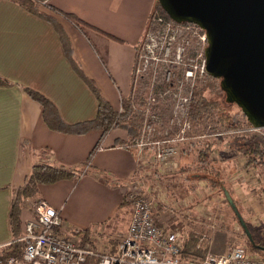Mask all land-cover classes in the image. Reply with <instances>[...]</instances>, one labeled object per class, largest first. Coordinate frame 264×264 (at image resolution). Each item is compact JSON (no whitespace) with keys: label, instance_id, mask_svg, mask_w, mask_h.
Returning <instances> with one entry per match:
<instances>
[{"label":"crops","instance_id":"crops-1","mask_svg":"<svg viewBox=\"0 0 264 264\" xmlns=\"http://www.w3.org/2000/svg\"><path fill=\"white\" fill-rule=\"evenodd\" d=\"M35 1L30 10L0 0V78L5 81L0 83V246L4 250L17 245L21 250L24 224L33 218L32 203L38 196L60 211L62 233L75 237L80 247L90 244L96 251H115L131 219L126 191L139 188L135 152L121 147L131 134L115 128L106 133L51 128L42 104L26 88L46 98L65 125L96 117L94 88L121 112L122 99L129 98L138 45L157 0ZM180 152L177 169L166 174L173 178L168 177V183L177 178L195 183L186 188L197 192L205 180L187 175ZM43 163L84 173L39 184L36 195L23 200L14 234L9 216L14 191L34 165ZM155 171L163 176L161 166ZM195 206L201 213V202ZM161 211L156 215L163 222Z\"/></svg>","mask_w":264,"mask_h":264},{"label":"built area","instance_id":"built-area-1","mask_svg":"<svg viewBox=\"0 0 264 264\" xmlns=\"http://www.w3.org/2000/svg\"><path fill=\"white\" fill-rule=\"evenodd\" d=\"M160 42L167 45L160 46ZM189 45L195 48L190 58ZM206 46V33L198 25L166 19L155 9L150 13L138 45L128 98L133 114L139 117L140 128L131 141L121 145L135 152L139 173L136 184L139 188L126 191V199L132 209L131 219L124 235L118 240L115 251L110 248L96 251L89 245L80 247L73 237L62 233L63 222L59 210L38 198L32 203L33 218L24 224L21 237L23 247L15 255L0 258V264H90L88 260L91 258L95 260L93 264H264V257L255 252L248 253L241 246L231 247L222 255L207 252L200 260H183L181 254L186 234L169 230L165 221L162 224L156 221L155 187L164 175L177 169L175 158L178 148L190 137L187 133L188 124L183 119L175 129L168 128V137L157 136L162 128L159 116L154 113L158 101L155 93L165 94L163 86L166 84L168 87L177 86L180 83L178 73L181 78L192 83L201 81L207 74ZM158 51H163L168 56L171 52L174 53L173 60L164 58L168 61V67L166 62L158 63L161 60ZM177 65H180V70ZM158 74L162 76L163 85L154 91L158 88L155 84ZM140 83L151 87L146 96L141 89L135 91L134 87ZM180 87L181 84L176 90ZM188 99V96L181 93L178 101L183 106L188 103ZM140 101L144 107L137 108ZM156 165L161 166L162 177L161 174L156 175ZM147 170H151V178H148ZM144 174L146 177L143 180ZM146 178L149 179V184ZM210 240L211 234L208 231L202 232L197 236L196 247L201 248ZM2 249L0 246V251Z\"/></svg>","mask_w":264,"mask_h":264},{"label":"rangeland","instance_id":"rangeland-1","mask_svg":"<svg viewBox=\"0 0 264 264\" xmlns=\"http://www.w3.org/2000/svg\"><path fill=\"white\" fill-rule=\"evenodd\" d=\"M179 41L180 39H178V42ZM177 44L178 43H176V45ZM159 45L166 46L167 44H162L160 42ZM193 50H195V48L189 45L188 58L192 56ZM157 54L159 58H161L158 63L166 62L165 65L167 67L168 61H165L164 58L167 60L168 58L173 60L174 57L173 52H171L169 56L168 54L164 55L163 51H158ZM177 66L178 70H180V65ZM177 76L179 77L178 80L180 82L177 86L168 87L166 84V86H163V89L166 92L165 94L155 93L158 101L156 102L157 104L155 103L156 106L154 107V113L159 116L162 128L161 133L157 134V136L159 138L168 137L167 133L170 131L168 128L170 127L171 130L173 128L175 129L183 119V121L188 124L187 133L190 138L180 144L178 155L179 151H182L183 148H187V144L191 140L196 142L199 141L201 144H211V158L215 160H224L221 177L224 181L225 187L232 192V196L237 201L239 211L237 207L236 211H238L240 217H242L246 231L239 222L238 215H236L231 206L227 204L223 192L209 185L206 180L203 183L204 187H201L200 184H198L199 190L201 188L203 191L201 193L199 190L197 192L194 190L189 191L186 188V186L194 188L195 183H184L181 179L177 178L175 179V183L171 184L168 183V177H172L168 175L165 176V178L160 180L159 184L155 187L154 200L156 202V212L158 211V214H161V210L165 212V219L163 221H165L164 224H166L167 228H175L178 231L186 233L187 236L188 233L192 232L197 238L200 233L208 231L211 234V241L206 248V253L207 251L215 255H217V252L219 251H225L224 253H226L231 247L235 246H241L246 252L252 253L250 249L251 244L262 243L264 245V167L260 169L261 182L258 183L256 182V174L252 175L251 171H245L243 167L245 159L239 155L238 151L233 149L230 144L232 140L231 138L234 135L256 136L264 142V127L255 129L244 122L243 116L245 117V115L242 113L239 106L235 103L230 104L225 102V95L219 89L218 79H215V81L212 82L205 76L201 81L196 80L192 83L190 80L181 78L180 73H178ZM173 80L175 81L174 78ZM147 82L149 83L150 80H147ZM155 84L157 87L163 85L161 74L156 76ZM180 84V89L176 90ZM200 86H203L204 88L203 94L205 97L218 101L225 112L229 115L237 116V118L242 121V125L239 129L230 130L225 128L224 125L222 126L216 116H214L213 111H210V109H208L198 123H192L188 117L189 105L194 89ZM134 88L135 91L141 89L145 96L151 89L149 84L144 85L142 83L137 84ZM159 88L160 87L154 91H157ZM181 93L182 95L185 94V96L189 97L188 103H185L183 106L178 101ZM142 107L144 106L140 101L137 108ZM134 116L137 119L138 130L140 128L139 117L136 115ZM172 119L173 121L171 122ZM115 130L126 131V128L117 127ZM181 157L195 161L196 153L194 152L191 155H183ZM146 181L149 182V179ZM205 189L207 190V193L204 192ZM144 191L145 190L142 189V192ZM38 198L39 197L37 196L35 199ZM198 201L201 202L203 207L201 213H199L200 210L194 208ZM177 203L181 206L179 207ZM168 211L171 212V214L168 213ZM155 216L156 221L159 224H162L156 213ZM88 245L91 246L90 244ZM104 248L110 247H103V249ZM197 249L204 248L201 247ZM258 254L259 253L256 255ZM190 258L196 259L194 257Z\"/></svg>","mask_w":264,"mask_h":264},{"label":"trees","instance_id":"trees-1","mask_svg":"<svg viewBox=\"0 0 264 264\" xmlns=\"http://www.w3.org/2000/svg\"><path fill=\"white\" fill-rule=\"evenodd\" d=\"M14 2L19 3L20 5H24V7L32 10L33 6L36 5L35 0H12ZM154 9L158 11L164 18L170 19V17L166 14V12L160 7L157 3L154 6ZM209 81H215L216 78H213L206 75ZM4 83L5 81L0 78V83ZM219 89L224 93L225 91L220 86ZM203 86L197 87L194 89V93L192 99L190 101V108L188 117L192 121V123H198L202 116L206 114L208 109L213 111L214 116L218 119L220 124L227 129L237 130L242 125L241 120L237 118L235 115H229L222 108V105L215 100L208 99L203 94ZM27 93L34 99L39 101L44 109V118L46 123L56 130H61L65 132H76V133H84L90 129H101L103 133L108 132L112 128L124 127L131 134L129 141H131L136 134L138 123L134 114L132 113L131 105L129 99H122V110L121 112H115L109 103L105 101L99 92L95 91V96L98 101L97 114L96 117L92 120L80 122L77 124H73L71 126L65 125L60 121L56 114L55 108L49 103V101L44 98L38 92L26 88ZM226 102V100H225ZM229 103V102H226ZM234 104V103H230ZM244 122L250 126V123L247 121L246 117L243 116ZM230 146L238 151L239 155H241L245 162L243 167L245 171L250 172L252 175L256 176V182H261V172L260 169L264 167V142L256 137V136H242V135H234L231 138ZM211 144L205 143L201 144L199 141L191 140L187 144V148H183L181 153L183 155H191L192 153H196V158L194 160H185L187 162L186 166L183 165L181 168L183 170L190 171L187 175L193 178L204 179L208 181L209 185L215 187L217 190L223 192L225 189L228 191L231 196L235 206L238 208V204L236 199L232 196V192L229 191L224 184V181L221 177L222 173V164L224 160H215L211 158L210 150ZM197 150V151H196ZM233 163V162H232ZM79 170V169H78ZM82 172V171H81ZM78 172L77 169L68 170L57 165L51 164H39L34 165L31 169L30 174L26 177L25 182L22 186L17 188L14 191V195L11 202L10 207V224L12 228V232H14L19 226L20 223V207L23 200L27 197H34L37 193V186L39 184H50L54 183L62 178L72 177L77 175L80 176L81 173ZM74 178V177H73ZM224 194V192H223ZM225 196V194H224ZM226 199V197H225ZM227 201V199H226ZM227 204L228 201H227ZM230 205V204H229ZM239 211V208H238ZM60 212V211H59ZM191 232V231H190ZM186 234V233H185ZM197 238L195 235L188 233L186 235L185 244L182 250L181 257L183 260H187L190 257H194L197 260L202 259L206 253V248L208 246H203L204 249H197L195 247ZM251 252L259 253L262 257H264V245L262 243L251 244L250 246ZM19 252L17 245L15 249L12 248V245L5 248L0 252V258H5L10 255H15ZM208 252V251H207Z\"/></svg>","mask_w":264,"mask_h":264},{"label":"water","instance_id":"water-1","mask_svg":"<svg viewBox=\"0 0 264 264\" xmlns=\"http://www.w3.org/2000/svg\"><path fill=\"white\" fill-rule=\"evenodd\" d=\"M171 20L206 33V72L254 128L264 127V0H157ZM225 197L245 224L229 195Z\"/></svg>","mask_w":264,"mask_h":264},{"label":"bare ground","instance_id":"bare-ground-1","mask_svg":"<svg viewBox=\"0 0 264 264\" xmlns=\"http://www.w3.org/2000/svg\"><path fill=\"white\" fill-rule=\"evenodd\" d=\"M207 47V46H206ZM211 241V240H210ZM210 243V242H209ZM209 243H208V245H209ZM209 253H211V252H209ZM220 255H222V254H220Z\"/></svg>","mask_w":264,"mask_h":264}]
</instances>
